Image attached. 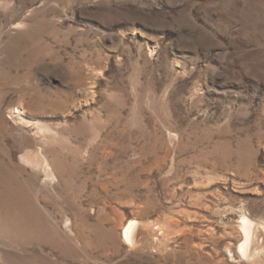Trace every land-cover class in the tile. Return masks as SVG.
Returning <instances> with one entry per match:
<instances>
[{
	"label": "rangeland",
	"instance_id": "obj_1",
	"mask_svg": "<svg viewBox=\"0 0 264 264\" xmlns=\"http://www.w3.org/2000/svg\"><path fill=\"white\" fill-rule=\"evenodd\" d=\"M263 228L264 0H0V264H264Z\"/></svg>",
	"mask_w": 264,
	"mask_h": 264
},
{
	"label": "bare ground",
	"instance_id": "obj_2",
	"mask_svg": "<svg viewBox=\"0 0 264 264\" xmlns=\"http://www.w3.org/2000/svg\"><path fill=\"white\" fill-rule=\"evenodd\" d=\"M239 227L241 229V233L243 236V242L239 245L238 250L240 252V255L242 254L243 256H245L248 248L249 250L255 249L256 242H258L256 241V239L258 238V234L254 233V224L245 217L242 218V221ZM135 228H136V223L134 221H130L127 224V226L124 228V232H123L124 240L128 241L129 243L133 240L135 236V232H136Z\"/></svg>",
	"mask_w": 264,
	"mask_h": 264
}]
</instances>
